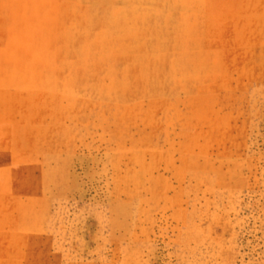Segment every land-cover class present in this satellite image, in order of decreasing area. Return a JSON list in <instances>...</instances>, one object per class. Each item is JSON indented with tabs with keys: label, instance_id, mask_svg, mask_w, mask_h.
Instances as JSON below:
<instances>
[{
	"label": "rangeland",
	"instance_id": "374dc122",
	"mask_svg": "<svg viewBox=\"0 0 264 264\" xmlns=\"http://www.w3.org/2000/svg\"><path fill=\"white\" fill-rule=\"evenodd\" d=\"M0 264H264V0H0Z\"/></svg>",
	"mask_w": 264,
	"mask_h": 264
}]
</instances>
